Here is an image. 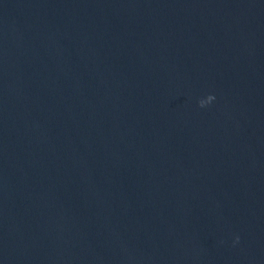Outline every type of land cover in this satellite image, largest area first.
I'll use <instances>...</instances> for the list:
<instances>
[{
	"label": "water",
	"instance_id": "95a60500",
	"mask_svg": "<svg viewBox=\"0 0 264 264\" xmlns=\"http://www.w3.org/2000/svg\"><path fill=\"white\" fill-rule=\"evenodd\" d=\"M0 264H264V0H0Z\"/></svg>",
	"mask_w": 264,
	"mask_h": 264
},
{
	"label": "clouds",
	"instance_id": "9594fccd",
	"mask_svg": "<svg viewBox=\"0 0 264 264\" xmlns=\"http://www.w3.org/2000/svg\"><path fill=\"white\" fill-rule=\"evenodd\" d=\"M207 99H208L209 101L214 100V99H215V96H214L213 94H209L208 97H207ZM200 105H201V106H204L205 104H204V102L202 101ZM236 240H237V241L239 240V236L236 237Z\"/></svg>",
	"mask_w": 264,
	"mask_h": 264
}]
</instances>
